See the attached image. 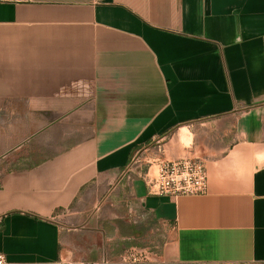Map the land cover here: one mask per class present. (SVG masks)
Masks as SVG:
<instances>
[{
	"label": "crops",
	"instance_id": "1",
	"mask_svg": "<svg viewBox=\"0 0 264 264\" xmlns=\"http://www.w3.org/2000/svg\"><path fill=\"white\" fill-rule=\"evenodd\" d=\"M143 149L201 159L208 192L151 194ZM132 249L264 264V0H0V252Z\"/></svg>",
	"mask_w": 264,
	"mask_h": 264
},
{
	"label": "built area",
	"instance_id": "2",
	"mask_svg": "<svg viewBox=\"0 0 264 264\" xmlns=\"http://www.w3.org/2000/svg\"><path fill=\"white\" fill-rule=\"evenodd\" d=\"M154 163L157 166L156 174L149 175L148 178L145 177L151 194L178 197L180 195H200L208 192L207 169L201 159H155ZM131 164L125 171V175L128 177H131ZM137 255L142 256V258L137 257ZM126 256H132V258L124 263L111 262L112 258L86 261L64 256L58 259L56 264H136L148 262L147 254L136 249L129 250L128 254L122 255V257ZM0 264H10L3 252H0Z\"/></svg>",
	"mask_w": 264,
	"mask_h": 264
},
{
	"label": "rangeland",
	"instance_id": "3",
	"mask_svg": "<svg viewBox=\"0 0 264 264\" xmlns=\"http://www.w3.org/2000/svg\"><path fill=\"white\" fill-rule=\"evenodd\" d=\"M180 141H181V145H186V144H188L189 139L185 138L184 135H182V138L180 139ZM165 142H166V140H165ZM149 153H150V150L145 152L144 149L142 151L137 152V154L135 155V157L132 161V164H131V171H130L131 176L138 175L137 173H139V172H143L142 176L146 177V178H148L149 175L151 176V175L156 174V172H157V166L156 165L153 166L152 172L151 173L149 172L150 166L153 165L151 163V158L149 156ZM141 169H142V171H141ZM140 255H137V257H139ZM129 258H132V256H126V257L118 256V257L112 258L111 262L114 261V262L124 263V262L129 261ZM140 258H142V256H140ZM148 259H149V257H148Z\"/></svg>",
	"mask_w": 264,
	"mask_h": 264
}]
</instances>
